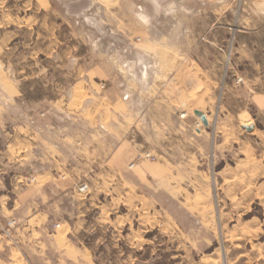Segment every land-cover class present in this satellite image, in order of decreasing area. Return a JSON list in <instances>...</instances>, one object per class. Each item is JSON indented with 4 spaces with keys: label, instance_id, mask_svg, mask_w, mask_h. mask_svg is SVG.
Here are the masks:
<instances>
[{
    "label": "crops",
    "instance_id": "1",
    "mask_svg": "<svg viewBox=\"0 0 264 264\" xmlns=\"http://www.w3.org/2000/svg\"><path fill=\"white\" fill-rule=\"evenodd\" d=\"M102 1L0 0V224L17 222L11 239L0 236V264H162L167 253L171 260L181 256L174 243L181 242L182 231L165 208V197H158L178 198L182 179L203 176L195 164L198 135L204 133L191 120L183 122L176 87L172 105L160 90L137 94L129 86L135 79L132 72L122 83L107 62L80 55V36L100 34L95 29L106 15L112 17ZM126 1L134 7L140 0ZM186 1L221 4L222 9L239 2ZM256 1L255 10H243L239 29L254 38L264 31V0ZM109 3L116 8L118 0ZM143 4L136 15L147 22ZM221 14L223 18L225 11ZM253 43L240 42L236 49L260 50ZM244 61L262 66L260 58ZM143 62L147 86L153 65ZM170 62L178 89L182 66L202 65L192 59ZM257 84L249 92L260 105L264 94ZM136 99L140 108H135ZM223 104L225 113V100ZM135 119L156 132L144 139L157 142L154 161L142 159L148 145L138 142ZM246 126L255 132L251 122L242 124L245 131ZM167 130L173 131L170 139ZM182 147L189 153L186 171ZM150 179H157L161 191H151ZM82 185L88 187L84 193ZM184 206L197 213L196 206Z\"/></svg>",
    "mask_w": 264,
    "mask_h": 264
},
{
    "label": "rangeland",
    "instance_id": "2",
    "mask_svg": "<svg viewBox=\"0 0 264 264\" xmlns=\"http://www.w3.org/2000/svg\"><path fill=\"white\" fill-rule=\"evenodd\" d=\"M144 2L140 0L133 7L126 0H118L115 8L109 0L102 1L105 14L112 11V17L103 13L107 17L105 24L95 29L98 32L100 28V34L87 32L80 36L79 53L90 62H107L122 83L125 76L135 75L129 86L137 94L148 89L151 93L160 90L172 105L176 91L175 96L181 97L176 101H181L183 122L191 120L192 127L204 133L198 135L195 164L198 174L203 176L182 179L186 193L182 191L178 198L168 194L157 196L165 197V208L174 213L182 231L181 242L174 243L175 247L180 246L181 256L176 254L179 257L171 260L167 253L160 262L223 264L222 261L229 260V264H264V101L257 105L249 92L252 84L258 86L259 82L264 94V31L256 38L239 32L243 10H255L258 2L239 0L226 3L223 9L221 4L186 0L175 4L166 0ZM142 4L147 22L136 15ZM88 27L93 30L95 25ZM255 40L261 47L256 52L236 49L244 41L253 47ZM253 57L261 59V67L246 66L244 60ZM179 58L197 60L202 65L192 69L183 65L178 89L175 67L170 61ZM146 60L153 65L147 86L142 80V64ZM159 60L166 61L160 66ZM134 105L140 108L137 99ZM194 109L209 116V127H205ZM245 122H251L255 132L245 131ZM135 126L141 134L138 142L148 145L143 148L147 152L142 159L156 160V140H144L156 132L145 128L148 125L141 120L135 119ZM169 131L168 139L173 136V131ZM185 135L183 132V140ZM163 151L168 156L170 149L166 146ZM181 154L182 170L186 171L189 153L185 147ZM149 186L153 192L162 188L157 179H150ZM184 203L196 206L197 213L188 212Z\"/></svg>",
    "mask_w": 264,
    "mask_h": 264
},
{
    "label": "built area",
    "instance_id": "3",
    "mask_svg": "<svg viewBox=\"0 0 264 264\" xmlns=\"http://www.w3.org/2000/svg\"><path fill=\"white\" fill-rule=\"evenodd\" d=\"M88 189L87 185H82L79 190L84 193ZM17 228V222L15 220H9L5 225H0V236L11 239Z\"/></svg>",
    "mask_w": 264,
    "mask_h": 264
},
{
    "label": "water",
    "instance_id": "4",
    "mask_svg": "<svg viewBox=\"0 0 264 264\" xmlns=\"http://www.w3.org/2000/svg\"><path fill=\"white\" fill-rule=\"evenodd\" d=\"M195 115L201 119V121L203 122V124L205 126H209V122H208L207 116L203 112H201V111H195ZM245 129L248 132H252L253 129H254V127L253 126H250V127L249 126H246Z\"/></svg>",
    "mask_w": 264,
    "mask_h": 264
},
{
    "label": "bare ground",
    "instance_id": "5",
    "mask_svg": "<svg viewBox=\"0 0 264 264\" xmlns=\"http://www.w3.org/2000/svg\"><path fill=\"white\" fill-rule=\"evenodd\" d=\"M140 17L142 18L143 16L140 15ZM133 73H134V72H133ZM223 264H229V261H227V260L225 261V260H224V261H223Z\"/></svg>",
    "mask_w": 264,
    "mask_h": 264
}]
</instances>
